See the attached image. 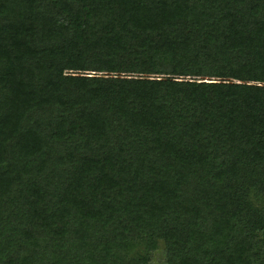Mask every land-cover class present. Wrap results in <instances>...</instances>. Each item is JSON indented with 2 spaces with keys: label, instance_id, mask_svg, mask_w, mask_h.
Returning <instances> with one entry per match:
<instances>
[{
  "label": "trees",
  "instance_id": "obj_1",
  "mask_svg": "<svg viewBox=\"0 0 264 264\" xmlns=\"http://www.w3.org/2000/svg\"><path fill=\"white\" fill-rule=\"evenodd\" d=\"M0 264H264V0H0Z\"/></svg>",
  "mask_w": 264,
  "mask_h": 264
},
{
  "label": "rangeland",
  "instance_id": "obj_2",
  "mask_svg": "<svg viewBox=\"0 0 264 264\" xmlns=\"http://www.w3.org/2000/svg\"><path fill=\"white\" fill-rule=\"evenodd\" d=\"M161 254H162V252H160V250H158L157 251V253H155L154 255H152V257H151V259H152V261L155 259H159V258H161ZM162 259V258H161ZM160 259V260H161Z\"/></svg>",
  "mask_w": 264,
  "mask_h": 264
}]
</instances>
